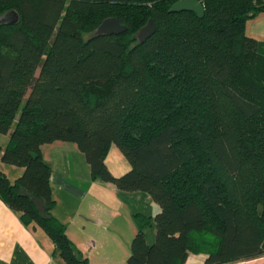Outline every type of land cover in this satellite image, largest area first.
Returning <instances> with one entry per match:
<instances>
[{
  "label": "trees",
  "instance_id": "obj_1",
  "mask_svg": "<svg viewBox=\"0 0 264 264\" xmlns=\"http://www.w3.org/2000/svg\"><path fill=\"white\" fill-rule=\"evenodd\" d=\"M175 1L0 0V162L22 167L14 179L0 169V198L66 264L88 258L53 213L42 145L55 140L77 145L92 179L158 204L133 212L124 264L264 257V40L245 32L264 0H199L202 17L170 11ZM107 17L126 29L94 34ZM112 144L129 162L119 175Z\"/></svg>",
  "mask_w": 264,
  "mask_h": 264
},
{
  "label": "crops",
  "instance_id": "obj_2",
  "mask_svg": "<svg viewBox=\"0 0 264 264\" xmlns=\"http://www.w3.org/2000/svg\"><path fill=\"white\" fill-rule=\"evenodd\" d=\"M245 32L264 40V11L246 21ZM42 154L52 167L53 213L66 224L79 254L88 258V264H124L127 244L136 230L133 212L153 214L158 204L144 191L119 190L111 182L92 179L74 142L45 143ZM153 236L146 234V239L152 241ZM204 258V253L190 252L181 264H204ZM0 264L66 263L41 227L25 225L0 198Z\"/></svg>",
  "mask_w": 264,
  "mask_h": 264
},
{
  "label": "water",
  "instance_id": "obj_3",
  "mask_svg": "<svg viewBox=\"0 0 264 264\" xmlns=\"http://www.w3.org/2000/svg\"><path fill=\"white\" fill-rule=\"evenodd\" d=\"M170 11H180V10H191L195 12L199 17L204 14L203 5L199 0H176L170 7ZM13 15V19L7 21L14 23L17 20V13L14 10H9L3 13L1 16ZM126 29V26L120 22L117 17H107L103 19L100 24L94 29V34H111V33H121ZM155 29V24L150 18L135 34L134 37L138 41L144 40L148 37Z\"/></svg>",
  "mask_w": 264,
  "mask_h": 264
},
{
  "label": "rangeland",
  "instance_id": "obj_4",
  "mask_svg": "<svg viewBox=\"0 0 264 264\" xmlns=\"http://www.w3.org/2000/svg\"><path fill=\"white\" fill-rule=\"evenodd\" d=\"M8 138V134H3L0 133V144H4L6 142ZM106 162L109 165V169L110 171L114 174V175H119L122 174V172H124L126 169L129 168V162L128 160L125 158V156L122 154V152L119 150V148L116 146V144H112L110 147V151L107 155L106 158ZM125 165H127V167H125ZM0 169L5 171L7 173V175L11 178L14 179L17 175H19L22 171V167L20 166H16V165H12V164H7V163H2L0 162ZM116 172V174H115ZM143 204L146 205V203L143 201ZM143 206V205H142ZM142 206H139L138 208H143ZM147 235H154L153 233H155V226L154 224L151 226H148L145 230ZM152 238V237H151ZM154 238V236H153ZM130 242V241H129ZM152 242V241H149ZM129 243L127 244V251L129 254L130 249L128 248ZM264 259V257H260L257 260H246V261H240L234 264H250V263H254V262H258V261H262Z\"/></svg>",
  "mask_w": 264,
  "mask_h": 264
}]
</instances>
